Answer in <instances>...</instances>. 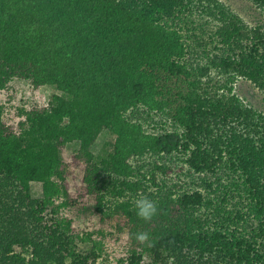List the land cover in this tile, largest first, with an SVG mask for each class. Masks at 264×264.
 I'll use <instances>...</instances> for the list:
<instances>
[{
    "label": "trees",
    "instance_id": "1",
    "mask_svg": "<svg viewBox=\"0 0 264 264\" xmlns=\"http://www.w3.org/2000/svg\"><path fill=\"white\" fill-rule=\"evenodd\" d=\"M200 3L197 20L246 41L202 51L171 111L158 71L188 76L196 47L174 23L183 0H0V93L14 81L36 93L12 113L0 101V264H264V112L230 84L264 92V32L245 37L222 0ZM138 194L158 204L151 221Z\"/></svg>",
    "mask_w": 264,
    "mask_h": 264
},
{
    "label": "rangeland",
    "instance_id": "2",
    "mask_svg": "<svg viewBox=\"0 0 264 264\" xmlns=\"http://www.w3.org/2000/svg\"><path fill=\"white\" fill-rule=\"evenodd\" d=\"M222 3L227 6L233 13H235L243 22L242 31L245 33V37L247 33L251 31L254 27H260L264 32V9L253 2L252 0H222ZM200 0H183V5L180 7L179 17L174 20L176 26H181L184 32V36H186L189 40V43L192 46H196L193 51H191L188 59L185 60L184 70H187L190 74L186 76L183 72H168V71H158V85L163 87L165 94V98H169L171 102V108L173 111L174 108L178 107L181 102L182 91L186 90V88L193 87L192 80L197 76V67L200 65H205L201 59L203 52L206 54V51L210 49V51H220L224 50L226 53L229 51L230 53L238 50V46L241 43L245 44V38L240 35H235L232 37L231 44L229 45L224 41L227 37V31L230 32L232 29V25L227 22H217V20H213L214 23L212 25L207 26L202 19L197 20L200 15H204V13L200 9ZM220 26V31H217V25ZM183 25V26H182ZM264 35V34H263ZM245 40V41H243ZM237 44V46H235ZM235 47V48H234ZM203 51V52H202ZM225 53V54H226ZM224 54V55H225ZM263 54H264V45H263ZM206 57V55H205ZM264 61V56H260ZM217 74L213 71V76L215 77ZM219 78V77H216ZM232 84L233 91L236 92L240 98L245 102V104L264 112V92L253 82L246 80L244 78H237ZM229 84V85H230ZM32 88L24 83L23 81H14L9 90L3 91L0 93V101L5 106L7 111L15 112L17 108L21 106H27L32 101V97L35 99V92L31 90ZM225 91H227L225 89ZM51 92V88L49 86H42L39 89V93L44 95H48ZM29 100V101H28ZM168 109V108H167ZM169 110V109H168ZM170 112V110H169ZM8 113V112H7ZM13 121H18L17 116L13 115ZM107 131L104 129L101 131L100 135L94 140L90 149L93 153H98L103 141L108 137ZM78 147V142L73 141L69 142L66 146L67 152H71ZM180 181L184 182L183 175H180ZM189 178L198 179V174L194 173L193 176L188 174ZM31 192L34 196H40L42 194V185L39 181L31 182ZM220 196V195H219ZM91 219H83L82 216H77V224L79 229L95 228L97 225V218L93 215L90 216ZM82 232V231H81ZM79 249H83L86 251L91 247L90 242H86V240L78 241ZM51 264H56L52 263ZM63 264H70V261L66 260ZM110 264H119L115 260L111 261Z\"/></svg>",
    "mask_w": 264,
    "mask_h": 264
},
{
    "label": "clouds",
    "instance_id": "3",
    "mask_svg": "<svg viewBox=\"0 0 264 264\" xmlns=\"http://www.w3.org/2000/svg\"><path fill=\"white\" fill-rule=\"evenodd\" d=\"M134 207L137 217L146 222L156 217L159 211L157 202L143 194H138L134 200ZM135 239L140 243H148L150 234L147 231L138 232L135 234Z\"/></svg>",
    "mask_w": 264,
    "mask_h": 264
}]
</instances>
